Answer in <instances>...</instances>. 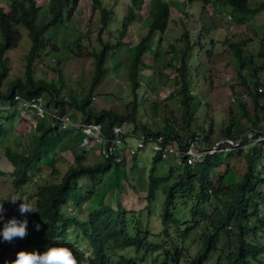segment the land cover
I'll use <instances>...</instances> for the list:
<instances>
[{"label":"trees","instance_id":"1","mask_svg":"<svg viewBox=\"0 0 264 264\" xmlns=\"http://www.w3.org/2000/svg\"><path fill=\"white\" fill-rule=\"evenodd\" d=\"M7 8L0 6V86L2 80L6 77L8 67V58L4 53L13 48L14 44L19 40L18 26H23L26 29V35L29 39V46L25 53L23 77L14 78L8 85V91L3 95L13 101L14 95H19L23 99L41 97L46 93L51 101L55 111L63 109L60 113L67 112L64 106L76 112L82 123H96L100 125V130L104 136L110 135L111 127L115 124L127 123L133 128H139L145 135L161 134L166 140H174L179 142L181 135L184 133L177 132V128L173 127L168 121L164 120L161 127L151 131L144 124H138L136 121V100L135 96L130 102L129 109L122 115L116 114L110 109L95 111L90 106V99L94 87L107 71L106 56L115 46L121 43V39L125 36L128 24L141 18L140 9L143 3H146L147 21L146 33L140 36L137 42L131 47L129 61L126 65V81L130 86V91L135 95V90L138 89L139 74L142 68L148 67L144 62L143 57L148 56L147 51L150 45V39L154 32L162 34L167 26L170 18L169 4L164 0H128V8L121 18L120 26L117 30L116 37L113 35V41L102 39V33L105 32L108 19L112 14L110 9L101 6L99 0H91V12L98 9L99 28L97 29L95 40L98 44V50H90L89 56L94 60V65L88 84L85 88L78 90L77 95L74 91L62 94L63 85L55 87L52 79L44 81L42 78L33 77V65L38 56L56 51V46L51 43L44 35L45 31L57 24H61L62 19L69 18L75 9L76 1L71 0V5L67 7L68 0H45L46 11L49 17L45 21L37 22L38 10L40 7L35 0H3ZM228 5L231 8L232 21L241 23L242 18H234L235 14L241 16L258 11L264 7V3L257 7H250L247 0H201V8L206 4ZM172 4V3H171ZM235 13V14H234ZM110 33L107 32L106 35ZM111 35V34H110ZM109 35V36H110ZM115 37V39H114ZM182 48H171V55L176 57L177 65L173 67L172 85L175 87L174 94L181 108V123L180 128H188L189 121L192 117V98L189 92V76H188V58L192 48L188 31L181 32ZM107 39V37H106ZM160 42V39H158ZM232 54L239 61L237 73L242 68L243 58H241V49L239 44H229ZM169 53V54H170ZM156 52L154 53V55ZM170 55V57H171ZM78 56V55H76ZM236 73V74H237ZM256 73V68L252 69L251 75ZM58 80L62 79L60 74ZM56 79V80H57ZM256 81L253 86L255 87ZM256 88V87H255ZM250 92L252 100L253 113L248 117L243 105L240 104L242 115L250 122V127L260 129L258 126L259 109H261L258 98L260 94L256 89ZM84 89V91H83ZM174 89V88H173ZM69 91V90H68ZM71 93V94H70ZM1 96V91H0ZM42 98V97H41ZM44 103V102H43ZM46 106V103L44 104ZM152 108H157V103H152ZM59 113V112H57ZM13 115H6L4 120L8 122L0 123V142L6 139L7 133L12 130ZM43 117V118H42ZM40 117L44 122L42 131L37 135L32 134V140L20 146L19 151H12L8 146H3V157L8 161L10 166L9 177L12 187L15 189L24 188L31 184L34 187L33 193L27 195V201L31 203L35 209V213L20 215L16 219L22 218L28 221V237L33 239L34 247L31 251L18 248L12 255L1 257L0 264H12L16 259V254L20 251L45 253L52 247H66L70 249L76 258L81 256L86 259V264H174L179 259H182L183 250L185 247V239L194 229H198L196 237L201 242L199 250L186 260H182V264H206L208 255L211 252L216 253V259L211 264H264L259 258L264 254V236H260V232L264 231V212H258V205L254 204L251 212L247 215L240 213L241 205L250 207L247 201V194L255 192L257 196L262 198L264 202V193L256 191L257 186L263 182L264 176L260 172H255L256 162L260 158V154L247 155V169L241 176V181L236 184L238 196L236 202L230 205L225 216L220 220L219 224L212 227L202 225L199 227V219L197 220L194 214L198 213L202 205L208 203L209 196L217 194V187L210 180V173L214 168L220 165L219 156L217 154L208 156L196 168L191 169L188 166L178 165L180 171H173V166L168 163L166 178H172L171 184L166 189V196L163 199L162 214H161V237L162 242H156L154 239L160 237L158 234H153L142 227L139 219L131 213L130 223H128L125 215L126 211L117 202L114 207L107 205L103 199L99 200L95 209H90L88 214L83 217H78L77 214H64L61 207L72 201L79 205L74 200L77 193V181L81 177H88L89 180L96 183L102 176L107 175L110 171L115 170L121 161L117 162L113 157L103 159L102 162H96L92 165L84 164L83 160L75 157L74 164L70 165L61 175L57 183L35 184L31 182L32 176L41 172L38 170L37 164L41 161L40 150L43 147L42 140L46 135H51L55 129L49 126L46 120V115ZM31 118V117H30ZM42 118V119H41ZM32 119V118H31ZM231 122V120H230ZM231 124L221 131L220 135H236L231 133ZM201 129V128H200ZM211 126L209 125L208 132L211 134ZM241 133V130L238 132ZM3 145V144H1ZM80 154H83L81 151ZM160 159L154 156L151 159L149 168L148 191L145 194L146 204L148 207L154 190V167ZM35 167V168H34ZM51 171L57 175L58 172L50 167ZM264 169V168H263ZM264 171V170H263ZM4 172L0 170V176ZM260 175L262 177H260ZM165 179V178H164ZM167 179V180H168ZM151 187V188H150ZM92 191H94L92 189ZM91 191V192H92ZM87 192L88 195L91 193ZM179 193L183 201L190 195L195 197L190 206L191 216L193 220L187 222L189 225L180 231L178 227L179 218L176 217L177 203L173 200L175 194ZM80 199V197H79ZM250 199V198H249ZM81 200V199H80ZM31 201V202H30ZM251 201V199L249 200ZM0 200V204H1ZM69 207V206H68ZM183 210H181L182 212ZM201 214L206 215L199 210ZM244 216H246L244 218ZM253 219L252 224L249 218ZM10 220L7 219L6 222ZM22 220V221H23ZM232 223V234L234 235V244L231 250H227L228 243L224 244L218 251L216 248L217 235L223 233L224 224ZM5 222V223H6ZM40 224V230L35 229V225ZM228 232V230H227ZM251 235L253 239L248 240L246 237ZM19 239V238H18ZM73 241V243H71ZM74 245L76 246L74 249ZM182 246L183 250L178 246ZM87 248V249H86ZM226 249V251H224ZM173 251V253H171ZM120 252V253H118ZM218 254V255H217ZM77 264H80L77 260Z\"/></svg>","mask_w":264,"mask_h":264},{"label":"rangeland","instance_id":"2","mask_svg":"<svg viewBox=\"0 0 264 264\" xmlns=\"http://www.w3.org/2000/svg\"><path fill=\"white\" fill-rule=\"evenodd\" d=\"M99 1L101 6L112 11L105 27V32L101 35L103 36L102 39L112 42L113 35L116 37L121 18L128 8V0ZM164 1L168 4L170 3V18L167 22L165 31L161 35L154 32L151 36L150 45L147 51L148 56L145 55V57H143L144 62L149 68L145 67L140 70L138 82L141 83H138L139 85L138 89L135 90V95L130 91V86H128L126 81L125 72L126 65L130 60L131 47L137 42L140 36L146 33V26L148 25L144 17L146 15V3L142 4L139 12L143 19L135 18L136 21L130 22L125 36L121 39V43L107 53L105 65L107 71L102 75L94 88L95 92L92 95L93 98L91 96L90 99L91 105L99 110L110 109L116 114L122 115L129 109L130 102L135 96L134 98L137 104L136 121L138 124H144L151 131L161 127L164 120H166L172 124L173 127H176L177 132L180 133L195 131L200 128L207 129L210 125L212 127L211 136L220 135L221 131L230 123L232 126L231 130L238 135V132L248 124L247 119L242 115L241 106L235 104L233 105V108L231 107L230 109L229 107L228 110L224 107L222 112H228L229 116L226 115L221 119L222 115H220V112L218 111L221 107L214 109L215 106L209 101L210 96L208 95L210 91L208 85H210V78L212 76L211 70L214 71L218 66L215 65L216 62L210 60V57L213 56L211 55L212 53L215 55L216 52L220 51L222 47L221 45L218 46V44H214L212 40L221 39V37L226 34V30L228 29L227 24L229 27L232 26L225 14L231 13V8L228 5L218 3L216 5L206 4L202 9L201 0ZM35 2L40 7L38 10L37 22L45 21L49 17L46 7H44L46 5L45 0H35ZM70 5L71 0H68L67 7ZM0 6L7 8V5L3 0H0ZM90 10L91 0H77L71 16L67 19L64 17L61 22L62 25L57 24L52 26L44 33L45 37L56 46L57 50L49 53L46 52L38 56L34 61L33 77H43V79H45L44 81L52 79L56 88L63 85L61 93L64 95L66 92H70V90L74 91L76 94L77 88L78 90L85 88L91 75L94 60L89 56V53L90 50L96 51L99 47L95 40L96 32L99 28V13L98 9L93 12ZM201 20H204V22H202V28ZM214 24H216L217 28H215ZM18 29L19 40L14 44L13 48L8 49L4 53V56L8 58V71L0 86V123L3 122V125L8 122L7 120H4L6 115L15 116L17 110L20 112L22 110L19 103L15 101L11 102L10 99L3 97L8 91V84L16 77H23L25 65L23 57L27 52L29 39L26 35V29L23 26H18ZM183 30L188 31V37L192 44L187 61L188 76L190 77L189 92L191 93L192 98V117L189 121L188 128L181 129V108L177 102L176 95L174 94L175 87H173L171 80V78H173L172 70L173 67L177 65V62L176 57L171 55L170 52L171 48H182L181 32ZM107 32L111 35H106ZM158 39H160V42H158ZM218 47L220 48L219 50H217ZM212 49L214 51H212ZM155 52L156 54L154 55ZM59 74L62 78L60 80L57 79ZM216 84L219 83L216 81ZM240 89L242 90V88ZM201 90L202 95L200 94ZM241 90H239V93ZM239 93L238 95L241 100L246 98V93H244V91H241V94ZM41 97L44 104L49 102L46 93H43ZM215 97L220 98L221 94L217 93ZM153 102L157 103V108L155 110L152 108ZM96 103L100 104L102 107L97 106ZM226 103L228 104V102ZM242 105L248 114V117H251L253 107L249 102H244V100ZM46 107L48 111L54 109L51 101ZM64 109L70 111L67 107H64ZM232 109L234 111H232ZM259 112L262 114L261 117H263L264 108L259 109ZM27 114L28 115H26V113L21 115V119L24 120V118H27L24 121L25 125L15 127L19 122L17 123V121L12 119V131L7 133L6 139L3 142H0V170L4 172V174L0 176V200L5 209V212L3 213L4 218L3 220H0V232H2L7 219H12L13 217L17 218L19 216V204L24 201V198L27 197L28 194L33 193L34 190L33 185L29 183L21 189H15L12 187L8 175L10 172V166L8 161L2 155L3 146H8L12 151H19V146L32 140V134L37 135L41 131L44 122L40 120L39 115L34 113ZM248 126H250V124ZM25 127L29 129L30 132H28V137L25 140L24 138L22 139L21 143L19 137L24 133ZM120 127L125 134H128L123 137V141L119 145V150L124 151L126 154L125 156L127 157L125 158V156H122L120 159L122 163H120L115 170L113 169V171H109L107 175L102 176L96 183L92 182L85 176L79 178L77 181L78 194H75L74 196V200L78 202L79 205L77 206L75 202L67 201V203L61 207V211L64 214L76 213L78 217H83L88 214L90 209H95L97 203L101 199L111 207H114L118 202L127 213L125 217L127 218L128 223H130V220L132 219L130 214L136 213L133 215L139 219L141 226L145 227V230L150 231L153 234L159 233L160 237H156L154 241L162 242L163 238L161 239V237H164L161 233L162 204L163 199L166 196V189L173 180L172 178L168 179L165 177L168 175L167 163H170L173 166L172 170L175 172L180 171L181 167L176 165L175 162L169 160H159L155 164L153 172L155 178L153 196L149 206L145 207V204L147 203L145 194L148 191V174L151 166L149 159L150 150L147 145L139 149L134 156L135 164L131 167V159L126 153V148L134 143V136L139 135L141 131L139 128H133L127 123H121ZM66 129L68 130L72 128L71 126H67ZM51 134L52 137H44L42 140L43 147L39 152L41 161L37 164L41 172L39 174L37 172L36 175L32 176V178L34 177V179H31L32 184H37V182H40L41 184L47 182L57 183L66 168L72 164L70 162L74 157L71 156L72 153L70 154L69 150L71 149V143L78 141H75V133L66 134L61 132L59 133L60 136L55 135L54 132ZM96 149H98V145L95 144L93 145V151L89 152L94 158L86 159L85 164L92 165L94 162H102V158L94 152ZM48 152L50 153L48 154ZM56 153H58L59 156L54 155ZM219 160L222 161L221 165L224 167L228 159L227 156L223 155L219 156ZM259 161L263 166L264 154H262ZM51 166L56 172H58L56 176L51 171ZM216 168L210 173L211 181H217L214 178L216 175L214 174ZM261 170L260 173L264 176V169L261 168ZM255 172H259V166L255 168ZM260 177L262 176L260 175ZM233 179L235 180L232 176V172L227 171L224 173V177L221 181L225 185L234 187L235 182ZM235 187L230 188L231 191L229 189L224 191L220 187H217V196L212 195L210 199H208L206 205L201 204L199 210L203 211L206 215L201 214L199 210L198 213L194 214L196 219H199L200 228L202 225L212 227L219 224L220 220L225 216L228 207L236 202L238 192ZM92 189L94 191H92ZM89 191L92 192L88 195L87 192ZM256 191L264 193L263 182L257 186ZM13 197L18 199L15 204L10 201ZM246 197L252 199L249 201L250 199L247 198L245 203H250L249 206H254V204L260 202L257 207L258 212H264V202L261 201L262 198L260 196L258 197L257 194L253 192L251 195L250 193L247 194ZM194 199L195 197L190 195L183 201V198L179 193L175 194L173 197V200L178 204L176 217L179 218L177 221L180 231L186 226L189 227L187 222L194 219L193 216L190 218L188 217L191 216L189 209ZM251 206L245 207L244 204L241 205L240 213L242 216L251 212ZM181 210L183 211L181 212ZM245 217L246 216H244V218ZM19 220L22 221L23 219L20 218ZM249 220V224H252L253 219L250 217ZM227 225L233 226L231 221L225 223L222 230L223 233L217 235L215 246L218 251H222L221 248L223 244L225 248L228 241L229 244L227 250H231V246L234 244L232 228L230 227L228 229L226 227ZM197 232L198 229L196 227V229L186 237L185 247L187 246V248L185 250H183L182 246L178 245L181 248V251L183 250V255L182 259H179L174 264H182V260L192 257L196 251L199 250L201 242L198 241V238L196 237ZM259 234L260 236H264V231H261ZM253 237L249 235L246 239L252 240ZM71 243H73V241H71ZM33 246V239L31 237L25 239L16 238L11 243H8L4 242L2 236H0L1 257L12 255L18 248L30 250ZM76 246L77 245H74L73 248L75 249ZM79 246L80 245L77 247ZM224 251H226V249ZM171 253H173V251H171ZM259 258L264 262V254ZM214 259H216V253L211 252L208 255L206 264L213 263ZM76 260H78L80 264H86V259L84 257L76 256Z\"/></svg>","mask_w":264,"mask_h":264},{"label":"crops","instance_id":"3","mask_svg":"<svg viewBox=\"0 0 264 264\" xmlns=\"http://www.w3.org/2000/svg\"><path fill=\"white\" fill-rule=\"evenodd\" d=\"M247 3L250 7H257V6L262 5L264 3V0H247ZM205 9H208V8H205ZM215 12H217V11H215ZM225 14H226L227 18L229 19V21L231 22L232 26L229 27L227 24L228 29L226 30V34H224L221 37V39L212 40L214 42V44H216V45L218 44V46L221 45L222 47H221V50L216 52L215 55H214V53L211 54L213 56L210 57V60L213 62H216L215 65H218V66L214 71L211 70L212 76L210 78V85H208V88L210 90L208 93V95L210 96L209 101L213 104V106H215L214 109H218V107H221V109L218 110L220 112V115H222L221 119H223L226 115L229 116L228 112H226V111H223L224 112V115H223L222 109L224 107H226L227 110L229 109V107L231 109V107L233 108V105H235V104L236 105L242 104L243 100H244V102H249L250 105L252 106V100L250 97V92H252L255 87L257 88L260 86L263 89V91L261 93H258V94H260V96L258 98V102H259L260 107L264 108V7H262L261 9H259L256 12H253L250 14H245L243 16H241L240 14L234 13L235 14L234 18H236V19L242 18L241 23H234L231 19V17H232L231 13H225ZM133 21H136V20H133ZM138 22H139V20H138ZM200 22H201V28H202L203 27L202 22H204V20H201ZM214 26H215V28H217L216 24H214ZM230 43L239 44V47L242 51L241 52V58H243L242 68L239 70L238 73H237L236 69L238 68L239 61L232 54L231 49L229 47ZM219 49L220 48L218 47L217 50H219ZM212 51H214V50L212 49ZM253 68H256V73H254V75H251ZM216 81L219 84H216ZM254 81H256L255 87L253 86ZM240 88H242V90ZM239 90L244 91V93H246V98H244L243 100H241L240 96L238 95ZM241 91L239 94H241ZM94 92H95V90H93L92 95L94 94ZM200 92H201L200 94L202 95V90ZM217 93L221 94L220 98L215 97V95ZM226 102H228V104ZM230 102H232V103H230ZM48 103L46 102V105ZM96 105L99 107H102L100 104L96 103ZM90 106H92V108L95 111L99 110V109L93 107V105H91V103H90ZM64 107H66V106H64ZM62 110L63 109H60L59 111L57 110V112L60 113ZM53 111H54V113H57L55 111V109H53ZM232 111H234V110L232 109ZM23 112H24V110H21V112L19 110H17V113H15L16 115L12 117V119L14 121H17V123L19 122L15 127L25 125L24 121L27 118H24V120H23V119H21V115H23L25 113H26V115H28L27 113H30V114L33 113L32 110H30L29 112L28 111H25L24 113ZM67 112L69 113L70 118L74 122L82 123L80 116L76 112H73L71 109H70V111H67ZM233 113H235V112H233ZM261 116H262V114L259 112V119H258L257 125L260 126V128L264 130V115H263V117H261ZM29 117H30V115H29ZM46 119H47V117H46ZM46 121L49 122V117ZM245 121H246V119H245ZM249 124H250V122L248 121L247 126H244L243 129L241 130V132L243 130H245L246 128L250 127V126H248ZM231 128H230V130H231ZM41 131H42V129H41ZM28 132H30L29 129H27L25 127L24 133L22 134L21 137H19V141H21V143H22L23 138L25 140L28 137ZM53 132L55 133V135H59V136H60L59 133H61V132L66 133V134L67 133L68 134L75 133V135H76L75 141H77V140L79 141L80 137H81L80 132L78 130H74V129H68V130L66 129L64 131L54 130ZM232 133L236 134L233 131H232ZM238 134H240V133H238ZM217 136H219V135H217ZM31 137H32V135H31ZM45 137L46 138L52 137V134L46 135ZM212 137H215V136H212ZM78 141L75 143H73V142L71 143V149L69 150V153L70 154L72 153L71 156H73L74 158L79 157V159L83 160V162L85 164L86 159H90V158L92 159L94 157H92L89 154V152H83V154H80L82 149L79 147ZM134 141H135V139H134ZM23 145H24V143H23ZM91 151H93V148L90 150V152ZM94 152L97 153V149ZM250 152H252V154L257 152L258 154H260V158H261L262 154H264V147H257V148L252 147L250 149ZM49 153L50 152H48V154ZM119 153L122 154L121 157L126 155L124 151H119ZM54 155L59 156L58 153H56ZM247 155H251V154L242 153V154L237 156V155H234L232 153H227L225 156H227L228 160L226 161L225 166L222 167V165H221L222 161H220V165L215 169L214 174H216V175L214 176V178L217 181H212L213 185L215 187H220L224 191H226L228 189L231 191L230 188H234L236 186V184L241 181V176L243 175V173L247 169L246 168L247 167V157H246ZM62 156L65 157L64 155H62ZM134 156L135 155L130 156L131 167L134 166V164H135ZM154 156L150 152V158H149L150 162H151L152 157H154ZM218 156H220V155H218ZM126 157L127 156H125V158ZM73 159L70 162L72 164L74 163ZM117 162H119V161H117ZM124 162H125V160H124ZM257 166H259V172L262 171L261 168H264V165L262 166V164L260 163L259 160L257 161L256 167ZM227 171H229V172L231 171L233 178H235V180L233 179L235 182L234 187L229 186V185H225L221 181V179L224 177V173H226ZM209 199H210V196H209Z\"/></svg>","mask_w":264,"mask_h":264},{"label":"built area","instance_id":"4","mask_svg":"<svg viewBox=\"0 0 264 264\" xmlns=\"http://www.w3.org/2000/svg\"><path fill=\"white\" fill-rule=\"evenodd\" d=\"M262 91V87L256 88L257 93ZM13 101L19 103L22 110L25 109L24 112L32 110L39 117L48 116L49 126L56 131H64L67 126L78 130L81 134L78 145L82 152H90L93 145L96 144L98 145L97 154L102 160L113 157L115 161H120L122 154L119 153V145L122 143L123 137L128 135L122 131L120 125H113L110 135L104 136L99 124L77 123L70 118L68 112L54 113L53 110L48 111L41 97L26 100L19 95H14ZM134 137V143L126 148L128 156L135 155L139 149L147 145L152 155L158 156L160 160L173 161L175 164H182L191 169L196 168L206 157L214 154L223 156L232 153L238 156L242 153L252 154L250 152L252 147H264V130L253 127L246 128L238 135H219L215 137L211 136L208 128L197 129L184 132L179 142L166 140L161 134L151 136L140 133ZM226 227L229 229L231 226L227 225Z\"/></svg>","mask_w":264,"mask_h":264},{"label":"clouds","instance_id":"5","mask_svg":"<svg viewBox=\"0 0 264 264\" xmlns=\"http://www.w3.org/2000/svg\"><path fill=\"white\" fill-rule=\"evenodd\" d=\"M37 184L41 183L37 182ZM10 201L15 204L18 199L13 197ZM18 211L22 216L25 214L35 213L33 205L27 202V197H25L24 201L19 204ZM4 212V206L3 204H0V220H3ZM27 227V219L21 221L13 217L4 224L3 230L0 232V236H2L4 242L8 243H11L16 238L25 239L28 236ZM35 229L39 231L40 224H36ZM22 249L26 250L24 248ZM32 249L26 251H31ZM26 251L18 252L16 254V259L12 262V264H77V260L72 251L66 247H52L47 252L42 254L35 251Z\"/></svg>","mask_w":264,"mask_h":264}]
</instances>
